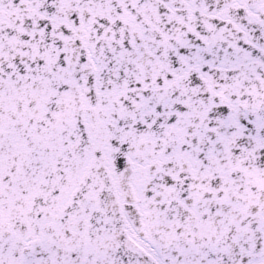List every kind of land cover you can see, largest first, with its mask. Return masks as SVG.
Here are the masks:
<instances>
[{
  "label": "snow or ice",
  "instance_id": "obj_1",
  "mask_svg": "<svg viewBox=\"0 0 264 264\" xmlns=\"http://www.w3.org/2000/svg\"><path fill=\"white\" fill-rule=\"evenodd\" d=\"M0 264H264V0H0Z\"/></svg>",
  "mask_w": 264,
  "mask_h": 264
}]
</instances>
